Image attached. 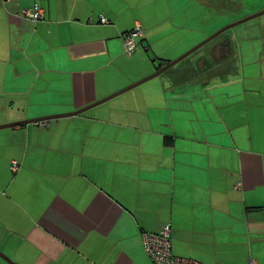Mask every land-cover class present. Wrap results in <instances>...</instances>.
<instances>
[{"label":"crops","instance_id":"obj_1","mask_svg":"<svg viewBox=\"0 0 264 264\" xmlns=\"http://www.w3.org/2000/svg\"><path fill=\"white\" fill-rule=\"evenodd\" d=\"M35 5L36 22L22 16ZM262 10L264 0H0V126L95 105L0 129V253L151 264L142 235L169 226L177 257L264 264V13L122 92ZM136 28L128 56L122 38ZM53 204L70 212L53 218Z\"/></svg>","mask_w":264,"mask_h":264},{"label":"built area","instance_id":"obj_2","mask_svg":"<svg viewBox=\"0 0 264 264\" xmlns=\"http://www.w3.org/2000/svg\"><path fill=\"white\" fill-rule=\"evenodd\" d=\"M22 16L38 21L42 19V11L38 5H35L32 9L22 12ZM100 23L105 24L107 20L100 18ZM141 28H136L125 34L122 38V47L125 54L131 56L134 54L137 48L136 39L141 36ZM40 125L46 127L48 122H40ZM17 165L13 164L12 169H16ZM142 245L145 254L149 257L151 264H199L191 259L181 258L173 255L170 242V227L164 226L156 234H143ZM248 264H257L254 259H250Z\"/></svg>","mask_w":264,"mask_h":264},{"label":"water","instance_id":"obj_3","mask_svg":"<svg viewBox=\"0 0 264 264\" xmlns=\"http://www.w3.org/2000/svg\"><path fill=\"white\" fill-rule=\"evenodd\" d=\"M263 13H264V10H262V12H260V13H258V14H256V15L250 16V17H248V18H245V19H243V20H240V21H238V22H235V23H233V24H231V25H229V26L223 28L222 30L218 31V32L215 33L213 36H211L210 38H208L207 40H205V41L202 42L201 44L197 45L195 48L191 49L189 52H187L186 54H184V55L181 56L180 58H178L177 60H175V61L169 63V64L166 65L164 68H161L158 72H156V74L150 76L149 78H146L145 80H143V81H141V82H138V83H136V84L130 86L129 88H126L125 90H122V92H125V91H127V90H129V89H132V88L138 86L139 84H141V83H143V82H145V81H147V80H149V79H152V78L158 76V75L161 74L163 71H165V70H167V69L173 67L174 65H176L177 63H179L180 61H182L183 59H185L186 57L190 56L192 53H194L195 51H197L199 48H202V47H204V46H206V45H208V44L214 42L217 38H219L222 34H224V33H225L226 31H228L229 29H231V28H233V27H235V26H237V25H239V24H242V23H245V22H247V21H250V20H252V19H254V18L260 16V15L263 14ZM223 46H225V47L227 48V47L229 46V41H228V40H224V41H221V42L218 43V44H214V46L212 47V53H213V51H214V52H217V51H218L220 48H222ZM212 53L210 52L209 55H208L210 58H212ZM214 64H216V63L214 62ZM122 92H120V93H122ZM116 95H118V94H116ZM93 106H95V105H91V106H89V107H87V108H84V109H82V110H79V111L74 112V113H71V114H65V115H61V116H54V117L48 118V119H46V120L48 121V120H52V119H57V118H62V117H68V116L78 115V114L84 112L85 110H87V109H89V108H91V107H93ZM46 120H44V119H43V120H42V119H38V120L23 121V122H18V123H13V124H9V125L0 126V129H1V128L14 127V126H23V125H27V124L40 123V122H45ZM0 258H2V259H3L5 262H7L8 264H16V263L12 262L8 257H6L5 255H3L2 253H0Z\"/></svg>","mask_w":264,"mask_h":264},{"label":"snow or ice","instance_id":"obj_4","mask_svg":"<svg viewBox=\"0 0 264 264\" xmlns=\"http://www.w3.org/2000/svg\"><path fill=\"white\" fill-rule=\"evenodd\" d=\"M70 212V210L62 209L58 207L56 204H53L51 208L48 209V214L52 216L53 218H56L58 215H67Z\"/></svg>","mask_w":264,"mask_h":264},{"label":"rangeland","instance_id":"obj_5","mask_svg":"<svg viewBox=\"0 0 264 264\" xmlns=\"http://www.w3.org/2000/svg\"><path fill=\"white\" fill-rule=\"evenodd\" d=\"M236 27V26H235ZM218 32V31H217ZM217 32H214V33H212L210 36H208L207 38H205V40H207L208 38H210L211 36H213L215 33H217ZM205 40H202V41H200V42H198L197 44H195L191 49H193L194 47H196L197 45H199V44H201L202 42H204ZM206 46H208V45H206ZM206 46H204V47H202V48H199L197 51H195V53L196 52H198V51H200V50H202V49H204ZM190 49V50H191ZM149 258V257H148Z\"/></svg>","mask_w":264,"mask_h":264}]
</instances>
